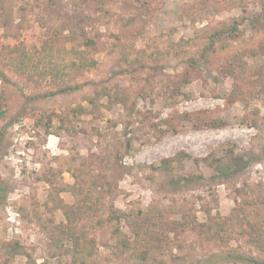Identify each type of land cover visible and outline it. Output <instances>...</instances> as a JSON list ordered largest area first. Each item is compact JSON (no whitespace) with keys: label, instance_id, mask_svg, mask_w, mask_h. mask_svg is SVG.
<instances>
[{"label":"rangeland","instance_id":"374dc122","mask_svg":"<svg viewBox=\"0 0 264 264\" xmlns=\"http://www.w3.org/2000/svg\"><path fill=\"white\" fill-rule=\"evenodd\" d=\"M256 222L264 0H0V264L264 260Z\"/></svg>","mask_w":264,"mask_h":264},{"label":"trees","instance_id":"16d2710c","mask_svg":"<svg viewBox=\"0 0 264 264\" xmlns=\"http://www.w3.org/2000/svg\"><path fill=\"white\" fill-rule=\"evenodd\" d=\"M23 62L31 63L32 57L31 56H24ZM39 65H36V68ZM26 66H23V69H26ZM46 71L45 74H53L54 71H59V67H53L51 65L45 67ZM95 204H82L78 207H72L68 208L66 210V222L62 223V226L60 228V233L62 234V237H59V241L63 242L65 240L75 242V239L88 241L90 238V228L95 227V225H99L102 220L95 221L93 214H90V211L95 208ZM120 219L121 217L116 213L113 212L112 217L110 216L108 218V222L110 223V227L112 230H114L113 235L119 231L121 232L119 228H117V225L115 226V221L119 223L120 225ZM214 223L217 225L218 230H228L225 222L222 221H214ZM226 225V226H225ZM234 226V225H233ZM241 234H246L249 237H252L253 232L261 234L259 238L252 239V238H246L247 242L253 245H257L260 248H263L264 246L261 245L262 240L264 241V225H260L259 222H256L255 224L247 225L243 228ZM114 238V236H112ZM95 241V238L92 237ZM237 262H247L250 264H264V260L257 258V257H250L246 258L243 256H237V255H231L228 253H217V254H210L205 260L198 262V264H228V263H237Z\"/></svg>","mask_w":264,"mask_h":264}]
</instances>
